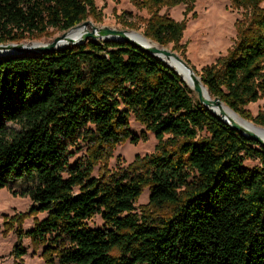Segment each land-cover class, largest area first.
<instances>
[{"label": "trees", "instance_id": "16d2710c", "mask_svg": "<svg viewBox=\"0 0 264 264\" xmlns=\"http://www.w3.org/2000/svg\"><path fill=\"white\" fill-rule=\"evenodd\" d=\"M229 1L242 10L235 39L195 73L211 98L264 127V106L255 116L247 109L264 98V0ZM194 2L131 0L148 13L143 35L183 58L184 24L159 11L188 12ZM95 16L94 0H0V44ZM131 116L154 134V152L118 177H92L117 144L145 138L129 130ZM79 141L85 157L70 161ZM22 179L31 212L45 213L30 232L45 264H264V148L193 101L174 69L128 43L0 57V188ZM147 186L149 209L137 214ZM94 216L104 227L87 225Z\"/></svg>", "mask_w": 264, "mask_h": 264}, {"label": "rangeland", "instance_id": "374dc122", "mask_svg": "<svg viewBox=\"0 0 264 264\" xmlns=\"http://www.w3.org/2000/svg\"><path fill=\"white\" fill-rule=\"evenodd\" d=\"M94 4L96 7L95 17L98 20L88 17L84 21H89L96 27L140 32L143 35L144 20L148 18V13L143 9H137L131 0H94ZM159 14L184 24L180 41L183 46L184 58L179 51L174 52L186 60L197 73L203 67L212 64L216 58L225 55L235 39V22L240 19L242 10L232 7L229 0H195L191 11L185 12V6L178 5L171 8L163 7ZM88 27L91 29L90 25ZM63 33V31L49 28L46 33L37 36V38L19 43L35 41L51 43ZM98 41L103 40L98 39ZM164 48L172 50L171 45ZM187 88L191 99L198 100L196 93L188 86ZM263 106L264 98L250 104L247 109L255 116ZM8 126L18 129L13 124H8ZM129 130L137 136L144 135L145 138H140L135 144L129 141L117 144L111 157L93 168L92 177L109 178L112 175L118 177L136 156L143 158L154 152L157 143L154 134L136 122L132 116L129 118ZM85 150L86 146L79 141L71 149L73 157L70 161L84 159ZM244 165L253 168L257 162L246 160ZM26 186V181L22 179L10 181L8 187L0 188V264H45L42 258L43 247L37 244L30 234L35 223L41 221L45 217V213L31 212L30 197L21 194ZM149 194V187L143 188L140 197L134 204L137 214L142 210L148 211L149 207L145 206L148 203ZM165 213H168V210H154L153 212L157 215ZM87 225L94 229L104 227L99 216L88 220Z\"/></svg>", "mask_w": 264, "mask_h": 264}, {"label": "water", "instance_id": "95a60500", "mask_svg": "<svg viewBox=\"0 0 264 264\" xmlns=\"http://www.w3.org/2000/svg\"><path fill=\"white\" fill-rule=\"evenodd\" d=\"M79 25H90L91 26V31L82 34L81 40L79 41L78 45H82V44H84V43H86L88 41L97 42L99 38H101V39L104 38L103 41H106V42L107 41H111V42H117V43H124V42L128 43L129 45H131V46H133V47H135L137 49H140V50L144 51L145 53H147L149 55H152V56H155V57L159 58L163 63H165V61L158 54L162 55L163 57H165L167 59L168 58L174 59L177 63L182 65L186 70H188L191 73V78L193 80V87H192L191 90H193L196 93L197 99H198L200 104L205 106L211 113H213L217 118L222 120L225 124L230 126L233 130L241 133L247 139L258 143L261 147L264 148V141L259 139L256 135L245 131L243 128H241L239 125H237L234 122H231V123L228 122L227 120L224 119L223 116H221L220 114H218V113H216L214 111V108L219 107V106H221L223 104L222 101L219 98H217V97L216 98H211L210 97L207 89L201 83L199 76H197V74L192 69V67L181 56H179L177 53H175L174 51H172L170 49H166V48L160 47V46H159V48H155V47L154 48H146V47L142 46L141 44L129 39L127 37V35H126V33L129 32L127 30H115V29H110L108 27H96L91 22L84 21V22H81L80 24H77V25L71 27L70 29L65 31L61 36L56 37L51 43H46V44H44L42 46H37V47L33 48V47H28L26 45V43H5V44H0V57H7V56H13V55L46 54V53H52V52L58 51V50H60L62 48L71 47V46H73L71 44H68V45H65V46H62V47H56V45H57V43L59 41H61L63 38H65V34L68 31L79 27ZM109 36H115V37H118V38L117 39H113V40H106L105 38H107ZM166 65L169 66L168 64H166ZM175 73L179 76V74L176 71H175ZM181 80L183 81L182 78H181ZM201 86H203L206 89V92L208 93L209 98H204L203 97L202 91H201ZM234 114H236V113H234ZM240 119L244 120V121H247L245 119H242L241 117H240Z\"/></svg>", "mask_w": 264, "mask_h": 264}, {"label": "bare ground", "instance_id": "6f19581e", "mask_svg": "<svg viewBox=\"0 0 264 264\" xmlns=\"http://www.w3.org/2000/svg\"><path fill=\"white\" fill-rule=\"evenodd\" d=\"M90 31H91V29H89L88 25H79V27L68 31L65 34V38H63L61 41H59L57 43L56 47H62V46L68 45V44L76 46L79 44V41L81 40L82 34H84L86 32H90ZM126 35L129 39L141 44L142 46H144L146 48H154V47L159 48L158 45H156L154 42H152L149 39H147L146 37H144L140 32L129 31L128 33H126ZM117 38L118 37H115V36H109L105 39L106 40H113V39H117ZM99 39L104 40V38H102V39L99 38ZM44 44H46V43L36 42V41L26 43V45L28 47H33V48L37 47V46H42ZM158 55L161 56L162 59L165 61V63L168 64L172 69H174L179 74V76L183 79V81L186 83V85L190 89H192L193 80L191 78V73L188 70H186L182 65L177 63L174 59H172V58L167 59L160 54H158ZM201 91H202V95L204 98H209V95L203 86H201ZM214 111L216 113L220 114L221 116H223L224 119L227 120L228 122L236 123L241 128H243L245 131L256 135L259 139L264 141V128L256 126L255 124H253L251 122L241 120L238 115L234 114L229 108H227L223 104L219 107L214 108Z\"/></svg>", "mask_w": 264, "mask_h": 264}]
</instances>
